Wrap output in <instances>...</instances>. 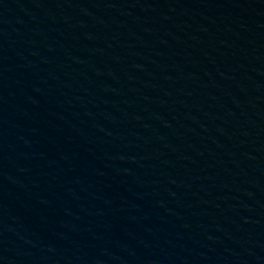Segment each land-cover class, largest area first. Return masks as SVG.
Wrapping results in <instances>:
<instances>
[{
    "label": "water",
    "instance_id": "obj_1",
    "mask_svg": "<svg viewBox=\"0 0 264 264\" xmlns=\"http://www.w3.org/2000/svg\"><path fill=\"white\" fill-rule=\"evenodd\" d=\"M0 264H264V0H0Z\"/></svg>",
    "mask_w": 264,
    "mask_h": 264
}]
</instances>
